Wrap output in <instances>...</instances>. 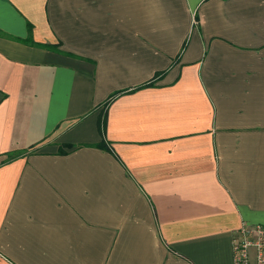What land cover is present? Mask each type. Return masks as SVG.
Wrapping results in <instances>:
<instances>
[{
    "label": "crops",
    "instance_id": "1",
    "mask_svg": "<svg viewBox=\"0 0 264 264\" xmlns=\"http://www.w3.org/2000/svg\"><path fill=\"white\" fill-rule=\"evenodd\" d=\"M243 223L264 0H0V264H233Z\"/></svg>",
    "mask_w": 264,
    "mask_h": 264
},
{
    "label": "built area",
    "instance_id": "2",
    "mask_svg": "<svg viewBox=\"0 0 264 264\" xmlns=\"http://www.w3.org/2000/svg\"><path fill=\"white\" fill-rule=\"evenodd\" d=\"M233 264H264V225L243 223L232 236Z\"/></svg>",
    "mask_w": 264,
    "mask_h": 264
},
{
    "label": "trees",
    "instance_id": "3",
    "mask_svg": "<svg viewBox=\"0 0 264 264\" xmlns=\"http://www.w3.org/2000/svg\"><path fill=\"white\" fill-rule=\"evenodd\" d=\"M158 76V75H157ZM161 76V75H160ZM159 76V77H160ZM156 78V77H155ZM152 84H145L144 86H142V87H139V88H144V87H148V86H151ZM139 88H137V89H139ZM137 89H134V90H137ZM133 91V90H132ZM128 92H131V91H126V92H121V93H118L117 95H122V94H125V93H128ZM115 96H112L110 99H108L107 100V102L104 104V107L103 108H106L107 106H108V104L110 103V101L114 98ZM99 147L100 148H102V149H104V150H108V148H107V146L105 145V144H101V145H99ZM70 148H72V147H70ZM59 153H61V154H64L65 153V151L64 150H61Z\"/></svg>",
    "mask_w": 264,
    "mask_h": 264
}]
</instances>
